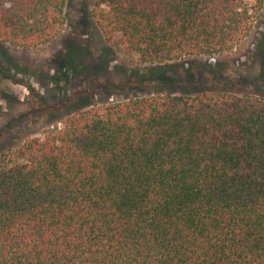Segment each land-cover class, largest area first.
<instances>
[{"label":"trees","instance_id":"1","mask_svg":"<svg viewBox=\"0 0 264 264\" xmlns=\"http://www.w3.org/2000/svg\"><path fill=\"white\" fill-rule=\"evenodd\" d=\"M140 66L216 59L264 0H90ZM68 0H0V42L53 43ZM0 264H264V97L153 95L78 110L0 153Z\"/></svg>","mask_w":264,"mask_h":264},{"label":"rangeland","instance_id":"2","mask_svg":"<svg viewBox=\"0 0 264 264\" xmlns=\"http://www.w3.org/2000/svg\"><path fill=\"white\" fill-rule=\"evenodd\" d=\"M246 6L254 12L253 1ZM64 17L56 40L37 51L0 42V153L109 102L211 91L264 97V7L232 54L154 67L138 65L118 39L106 42L90 0H68Z\"/></svg>","mask_w":264,"mask_h":264}]
</instances>
